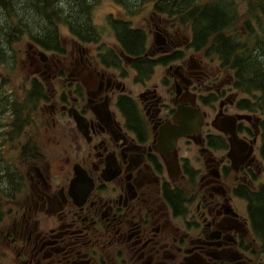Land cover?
Instances as JSON below:
<instances>
[{"label":"flooded vegetation","instance_id":"flooded-vegetation-1","mask_svg":"<svg viewBox=\"0 0 264 264\" xmlns=\"http://www.w3.org/2000/svg\"><path fill=\"white\" fill-rule=\"evenodd\" d=\"M113 1L133 7L82 0L83 26L24 40L17 90L0 77V264H264V110L169 0Z\"/></svg>","mask_w":264,"mask_h":264},{"label":"trees","instance_id":"trees-1","mask_svg":"<svg viewBox=\"0 0 264 264\" xmlns=\"http://www.w3.org/2000/svg\"><path fill=\"white\" fill-rule=\"evenodd\" d=\"M240 1L247 6L244 14H237L233 0H206L199 4L195 0H169L159 3L157 7L169 16L177 15L181 23L192 29L195 40L204 49L208 48L206 54L209 58H217L223 69L233 67L243 80V86L254 93L251 101L264 110V36L255 37L248 48V44L239 38V29H235L237 20L242 17H248L247 20L253 18L260 28L264 22V0ZM82 5V0H0V13L5 20L0 23V77L3 84L15 78L17 58L24 40L33 39L35 33L40 31L53 42L50 21L55 18L59 23L66 22L73 17L74 21L77 18L81 22L83 18L74 7L79 9ZM247 20L242 24L243 29L249 31ZM230 23L233 36H227ZM133 36L136 38V35ZM257 52L258 56L255 57ZM1 101L8 106L5 98ZM11 110L17 113L20 109L14 104ZM261 203L258 220L264 233V201Z\"/></svg>","mask_w":264,"mask_h":264},{"label":"rangeland","instance_id":"rangeland-1","mask_svg":"<svg viewBox=\"0 0 264 264\" xmlns=\"http://www.w3.org/2000/svg\"><path fill=\"white\" fill-rule=\"evenodd\" d=\"M195 1H196V3L199 4V3H202V2H204L206 0H195ZM233 1L236 4V8L234 6L235 11L239 12L240 14H242L245 11V9H246V3H242L240 0H233ZM112 3H114L113 0H102V4L100 6H98L96 11H95L94 20L95 21L97 20L98 22L103 23L105 15L108 14L109 12H111V14L114 15L115 18L126 17L127 16V12L133 7V6H129V8L127 10L123 6H120L118 4L113 5ZM148 8H149V5H147L145 7L144 11H142L140 14H138V15H136L134 17L133 21L135 22L136 25L142 26L143 21H147L148 20V15L150 16V13L147 11ZM132 10L135 11L136 9L134 8ZM155 20H157V19H155ZM4 21L5 20H4L3 16L0 13V23H3ZM152 23H153V20L149 17V25H152ZM161 23L163 25H168L169 26L171 24L170 26H175L174 24L171 23V21H169L166 18H162L161 19ZM238 27H239V29L241 28L240 24H239ZM175 28L179 29L176 26H175ZM179 30H180L181 34H186L189 37V33L186 31V29L182 28V30L181 29H179ZM66 39H70V37L68 36L67 33H65V35H64V40H66ZM150 39H151V37H150ZM103 43H105L108 46H110L111 39L108 36V34H106V36H104ZM25 47H26V45H22L21 50H25ZM94 52H95V48H91V53H94ZM254 56L257 57L258 56V52L255 53ZM206 60L208 62L212 63L214 68L218 67V65H219L218 61L215 60V59H212V58L208 57V58H206ZM19 70L16 71L15 78H13L12 81H11L13 86H10V88L13 87L14 90H17V86L20 83V81H18V78L26 76V71L23 72V71H19ZM0 72H2V67H0ZM5 150H6V147H5L4 151ZM5 184H6V181L2 177H0V188L4 187Z\"/></svg>","mask_w":264,"mask_h":264},{"label":"bare ground","instance_id":"bare-ground-1","mask_svg":"<svg viewBox=\"0 0 264 264\" xmlns=\"http://www.w3.org/2000/svg\"><path fill=\"white\" fill-rule=\"evenodd\" d=\"M230 11H231V13H232V10L230 9ZM230 19H232V18H230Z\"/></svg>","mask_w":264,"mask_h":264}]
</instances>
